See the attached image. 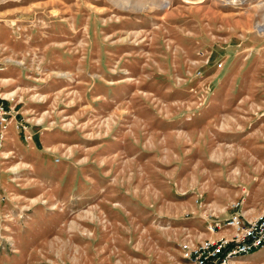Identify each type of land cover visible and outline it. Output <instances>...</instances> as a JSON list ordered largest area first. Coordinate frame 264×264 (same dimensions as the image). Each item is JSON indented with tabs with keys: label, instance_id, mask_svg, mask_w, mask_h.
I'll return each mask as SVG.
<instances>
[{
	"label": "rangeland",
	"instance_id": "rangeland-1",
	"mask_svg": "<svg viewBox=\"0 0 264 264\" xmlns=\"http://www.w3.org/2000/svg\"><path fill=\"white\" fill-rule=\"evenodd\" d=\"M0 61V264H185L264 204V0H0Z\"/></svg>",
	"mask_w": 264,
	"mask_h": 264
},
{
	"label": "built area",
	"instance_id": "built-area-1",
	"mask_svg": "<svg viewBox=\"0 0 264 264\" xmlns=\"http://www.w3.org/2000/svg\"><path fill=\"white\" fill-rule=\"evenodd\" d=\"M3 70L4 65L0 61V72ZM11 110L0 95V146L12 121ZM232 207L234 212L229 214L222 224L213 220L206 224L209 233H214L224 226L229 231L228 234H220L216 238L207 237L198 242L185 241L181 244L185 264H235L238 258L250 256L264 248V204L252 217H246L238 203Z\"/></svg>",
	"mask_w": 264,
	"mask_h": 264
},
{
	"label": "bare ground",
	"instance_id": "bare-ground-1",
	"mask_svg": "<svg viewBox=\"0 0 264 264\" xmlns=\"http://www.w3.org/2000/svg\"><path fill=\"white\" fill-rule=\"evenodd\" d=\"M215 232H216V231H215ZM216 233H218L219 235H220V234H225L224 231L221 232V233H219V231H218V232H216ZM250 256H251V258H261V257H263V255H262L261 253H259L258 251L253 252Z\"/></svg>",
	"mask_w": 264,
	"mask_h": 264
}]
</instances>
